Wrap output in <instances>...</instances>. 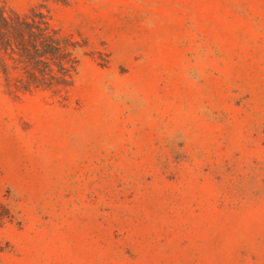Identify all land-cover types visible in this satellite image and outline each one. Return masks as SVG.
I'll return each mask as SVG.
<instances>
[{
  "label": "rangeland",
  "instance_id": "1",
  "mask_svg": "<svg viewBox=\"0 0 264 264\" xmlns=\"http://www.w3.org/2000/svg\"><path fill=\"white\" fill-rule=\"evenodd\" d=\"M0 1L84 44L0 78V264H264V0Z\"/></svg>",
  "mask_w": 264,
  "mask_h": 264
},
{
  "label": "trees",
  "instance_id": "2",
  "mask_svg": "<svg viewBox=\"0 0 264 264\" xmlns=\"http://www.w3.org/2000/svg\"><path fill=\"white\" fill-rule=\"evenodd\" d=\"M44 5L26 13L0 1V78L9 93L53 90L72 85L82 41L51 21Z\"/></svg>",
  "mask_w": 264,
  "mask_h": 264
}]
</instances>
